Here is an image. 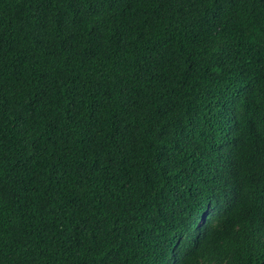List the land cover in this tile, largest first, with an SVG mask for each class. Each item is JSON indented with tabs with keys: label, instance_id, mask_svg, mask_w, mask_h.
<instances>
[{
	"label": "trees",
	"instance_id": "obj_1",
	"mask_svg": "<svg viewBox=\"0 0 264 264\" xmlns=\"http://www.w3.org/2000/svg\"><path fill=\"white\" fill-rule=\"evenodd\" d=\"M0 264H264V0H0Z\"/></svg>",
	"mask_w": 264,
	"mask_h": 264
}]
</instances>
